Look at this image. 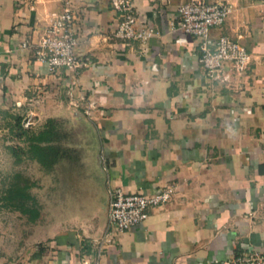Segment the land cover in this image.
<instances>
[{
    "label": "crops",
    "instance_id": "1",
    "mask_svg": "<svg viewBox=\"0 0 264 264\" xmlns=\"http://www.w3.org/2000/svg\"><path fill=\"white\" fill-rule=\"evenodd\" d=\"M69 1L88 61L78 73L51 72L36 54L63 0H0V110L92 121L101 160L70 172L64 219L20 222L18 247L0 233V264H222L239 249L264 250V0H228L212 35L240 39L251 60L244 74L227 67L217 77L178 25L186 0H131L142 39L113 35L111 0ZM164 186L172 197L144 222L110 229L111 188Z\"/></svg>",
    "mask_w": 264,
    "mask_h": 264
},
{
    "label": "built area",
    "instance_id": "2",
    "mask_svg": "<svg viewBox=\"0 0 264 264\" xmlns=\"http://www.w3.org/2000/svg\"><path fill=\"white\" fill-rule=\"evenodd\" d=\"M63 1V8L51 15L36 43V54L39 60L48 64L51 72L64 68L78 73L88 61L78 49L76 13L69 0ZM111 5L119 13L114 36L123 39L146 37V31L138 27L131 0H111ZM230 12L231 3L228 0H186L178 6V25L185 34L199 39L200 62L213 77L220 72L225 73L227 67L244 74L251 60L250 51L240 39L228 34L212 35V29L222 26ZM32 45L30 41L23 43L24 47ZM225 77H229V74ZM172 193L173 189L169 186L161 187L154 193L111 188L108 202L110 229L121 232L144 222L151 208L170 200ZM76 264H98V261ZM222 264H264V250L255 246L242 248L222 260Z\"/></svg>",
    "mask_w": 264,
    "mask_h": 264
},
{
    "label": "rangeland",
    "instance_id": "3",
    "mask_svg": "<svg viewBox=\"0 0 264 264\" xmlns=\"http://www.w3.org/2000/svg\"><path fill=\"white\" fill-rule=\"evenodd\" d=\"M17 114L22 116L20 123ZM72 115L62 113L35 120V115H28L26 108L20 112L11 108L0 110V233L4 229L6 234L11 233L12 237L7 239L11 248L19 245L20 222H27L26 225L28 220L47 223L69 215L70 172L81 171L84 164L93 166L101 160L97 126ZM43 130L47 134L42 143L49 155L56 157L52 162L39 159L40 152L30 146V137L38 136ZM17 172L31 184L34 197L29 200L32 208L28 212L4 204V189L18 180Z\"/></svg>",
    "mask_w": 264,
    "mask_h": 264
},
{
    "label": "trees",
    "instance_id": "4",
    "mask_svg": "<svg viewBox=\"0 0 264 264\" xmlns=\"http://www.w3.org/2000/svg\"><path fill=\"white\" fill-rule=\"evenodd\" d=\"M16 119H18L20 123L22 116L18 114L16 115ZM25 131L28 132L29 130ZM46 134L47 131L43 130L38 134V136L30 137V146L32 147V149H36L40 152L39 159L46 162H52L56 159V157H51L47 151V148L42 143ZM15 176L18 180L10 182L9 185H7V187L4 189V204L10 207L21 208L23 211L28 212L32 208V205L29 204V200L34 197L30 190L31 184L22 173L17 172Z\"/></svg>",
    "mask_w": 264,
    "mask_h": 264
}]
</instances>
